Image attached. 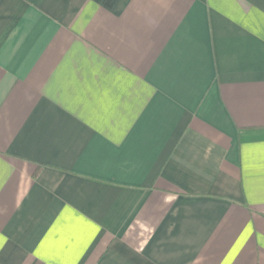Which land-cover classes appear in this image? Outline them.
<instances>
[{
    "label": "crops",
    "instance_id": "crops-1",
    "mask_svg": "<svg viewBox=\"0 0 264 264\" xmlns=\"http://www.w3.org/2000/svg\"><path fill=\"white\" fill-rule=\"evenodd\" d=\"M0 264H264V0H0Z\"/></svg>",
    "mask_w": 264,
    "mask_h": 264
}]
</instances>
